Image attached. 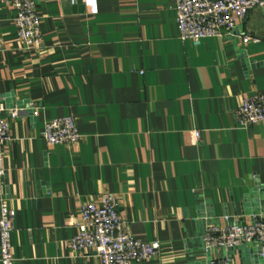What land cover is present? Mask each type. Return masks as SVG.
<instances>
[{"label":"crops","instance_id":"crops-1","mask_svg":"<svg viewBox=\"0 0 264 264\" xmlns=\"http://www.w3.org/2000/svg\"><path fill=\"white\" fill-rule=\"evenodd\" d=\"M36 8L42 47L28 50L15 9L0 1V96L18 110L2 113L15 264H101L73 254L69 240L80 205L103 192L116 196L134 237L160 243L132 264L229 259L204 252L205 229L225 214L264 221V123L241 126L233 115L243 96L264 91V4L198 44L179 38L172 0ZM63 116L74 118L79 142L46 144L45 123ZM258 257L264 264L261 249ZM232 261L243 264L238 253Z\"/></svg>","mask_w":264,"mask_h":264},{"label":"built area","instance_id":"built-area-1","mask_svg":"<svg viewBox=\"0 0 264 264\" xmlns=\"http://www.w3.org/2000/svg\"><path fill=\"white\" fill-rule=\"evenodd\" d=\"M16 11L15 32L25 49L38 50L42 47L41 17L36 8L37 0H0ZM176 10L178 34L181 40L198 44L206 37L220 36L223 31L241 24L249 11L262 6L264 0H172ZM242 43L250 37L239 31ZM16 118L17 109L7 110L0 96V264H15L12 252L13 217L5 189L4 147L8 141V122L2 116ZM235 121L241 126L264 123V91L243 96L233 111ZM48 145H75L80 134L73 117H56L47 121L41 132ZM199 132L193 131L197 141ZM77 231L69 240L73 254H95L101 264H132L147 261L160 249L158 241H145L132 235L128 223L117 211V198L103 192L97 200L86 201L79 207ZM204 252L211 254L221 248L245 243H256L264 257V221L253 217L252 222L243 224L235 217L225 214L219 221L209 225L203 235ZM204 264H230V259H219L212 254Z\"/></svg>","mask_w":264,"mask_h":264},{"label":"water","instance_id":"water-1","mask_svg":"<svg viewBox=\"0 0 264 264\" xmlns=\"http://www.w3.org/2000/svg\"><path fill=\"white\" fill-rule=\"evenodd\" d=\"M244 59L245 58L243 57V60ZM17 104H19V103H17ZM202 245L204 246V241L202 242ZM221 251L225 252L228 255V258L230 259V264H233L232 260H233V257L235 255V253H238L239 258H241L243 260L242 261L243 264H254L255 263V259L261 261V258L258 257L259 253H260V248L259 247H254L252 243H249L246 246L241 244V245H237V246H234V247L221 248ZM207 255L209 256L208 253H207ZM259 261H257V262H259ZM196 264H204V262L201 261V262L196 263Z\"/></svg>","mask_w":264,"mask_h":264}]
</instances>
